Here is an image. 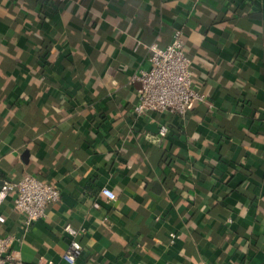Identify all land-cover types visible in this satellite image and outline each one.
Here are the masks:
<instances>
[{
	"label": "crops",
	"instance_id": "crops-1",
	"mask_svg": "<svg viewBox=\"0 0 264 264\" xmlns=\"http://www.w3.org/2000/svg\"><path fill=\"white\" fill-rule=\"evenodd\" d=\"M176 30L210 105L136 118ZM26 174L61 200L0 205L24 264H264V0H0V188Z\"/></svg>",
	"mask_w": 264,
	"mask_h": 264
},
{
	"label": "built area",
	"instance_id": "built-area-1",
	"mask_svg": "<svg viewBox=\"0 0 264 264\" xmlns=\"http://www.w3.org/2000/svg\"><path fill=\"white\" fill-rule=\"evenodd\" d=\"M148 64V69L139 71L135 76L140 88L138 101L132 111L134 117L163 113L184 117L196 105H210L206 96L194 87L192 61L187 54L182 31L174 32L173 40L168 46L151 47ZM167 134V126L158 127V137L164 138ZM9 195H13L15 209L24 218L26 228L45 219L48 207L61 200V192L56 186L29 174L24 175L19 182L2 183L0 205ZM102 195L109 202L117 199L116 194L107 188L102 190ZM4 222L5 218L0 215V223ZM65 232L72 236L78 235L70 225L65 227ZM172 238L176 237L172 235ZM13 244L11 236H0V264H24L18 252L13 250ZM81 252V245L74 241L64 259L69 264H75Z\"/></svg>",
	"mask_w": 264,
	"mask_h": 264
},
{
	"label": "water",
	"instance_id": "water-1",
	"mask_svg": "<svg viewBox=\"0 0 264 264\" xmlns=\"http://www.w3.org/2000/svg\"><path fill=\"white\" fill-rule=\"evenodd\" d=\"M149 130H151L153 133L158 134V128L156 125H151L148 127Z\"/></svg>",
	"mask_w": 264,
	"mask_h": 264
}]
</instances>
